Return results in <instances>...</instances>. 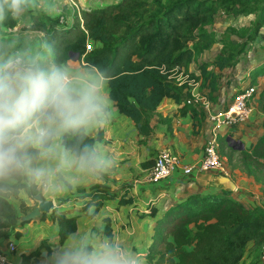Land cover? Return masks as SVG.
<instances>
[{"label": "trees", "instance_id": "1", "mask_svg": "<svg viewBox=\"0 0 264 264\" xmlns=\"http://www.w3.org/2000/svg\"><path fill=\"white\" fill-rule=\"evenodd\" d=\"M223 5L231 13L256 15L252 27L231 28L242 40L224 34L221 38L222 50L207 68L206 62L198 64L199 74L188 71L190 78L202 79L203 86L209 87V98L218 88L219 69L234 65L250 41L255 40L264 25V0H117L103 6L82 7L72 13V22L65 24L59 15L51 16L46 11L32 7L27 10L29 21L25 29L43 33L46 42L38 57L41 64L49 62L62 66L77 57L85 67H100L109 75V95L117 109L133 119L138 131L149 135L152 130L151 115L164 96L172 97L179 103L178 112H190L195 119L199 110L186 97V82L179 84L172 76L176 68L188 69L194 57L214 44L217 39L203 27L214 21L215 13ZM16 16L5 12L0 24L15 26ZM94 46L88 50L87 43ZM6 55L5 62L10 59ZM13 56L16 53L13 52ZM264 75V60L253 66L250 79L253 83ZM96 137L87 131L69 134L65 143L69 147L94 146ZM228 133L218 134L217 139L227 140ZM229 143V142H228ZM220 155L229 165L239 167L247 174L264 183V135L255 143L238 151V158L230 144ZM35 156V150H30ZM37 160H34L35 164ZM153 160L143 162L151 166ZM25 175L0 181V236L21 235L20 230H12L20 221L10 195L17 196L21 188L28 195L37 193V185ZM14 181H10V180ZM69 185V183H68ZM90 199L84 207L94 204L99 208L104 199L115 197L119 190L111 192L106 187L94 185L90 189ZM230 190L205 194L190 193L184 199L166 207L154 226L152 241L145 253L146 264H238L248 241L259 247L264 242V206L245 207L230 195ZM264 192V191H263ZM132 201L131 197L119 202ZM34 204L28 205L21 199L19 209L27 212ZM76 215H66L54 207L50 213H42L41 219L49 218L58 222L59 242H63L76 230ZM104 232L112 236L109 224ZM43 239L32 250L23 253L20 264H34L38 261L40 249L51 247ZM260 263V260H258Z\"/></svg>", "mask_w": 264, "mask_h": 264}, {"label": "crops", "instance_id": "2", "mask_svg": "<svg viewBox=\"0 0 264 264\" xmlns=\"http://www.w3.org/2000/svg\"><path fill=\"white\" fill-rule=\"evenodd\" d=\"M77 1L85 5L103 6L117 0ZM62 66L76 73L95 70L93 67L83 66L81 61L73 56ZM260 77H258L257 85H260ZM107 91L109 93V87ZM256 96L258 97V92ZM255 99L252 111L243 120L244 122L242 121L241 129L237 134L239 137L237 139L243 141L244 148L249 147L256 142L258 137L264 135V111L259 109L258 101ZM178 107L179 103L172 97L164 96L150 118L153 130L149 135H145L138 131L133 119L117 109L114 100L111 99L109 122L103 127L88 129L87 132L94 137L99 131L101 132L100 137L95 140L94 147L110 155L114 160V167L98 181L85 177L73 179L70 178L71 174H68V177L61 180L62 189L55 194L51 190L46 191L44 188L37 187L44 197L54 200V207L58 212L77 216L76 230L63 243L69 242L71 236L80 233L108 236L104 228L106 224H109L111 237L124 241L145 257L148 245L152 241L155 223L166 207L184 199L190 193L205 194L225 189L219 182L220 175H226L232 180L234 187L228 189L231 191L230 195L245 207L264 206V183L239 167L232 168L224 157L223 169H198L204 142L211 131L210 124L205 121L202 127L200 129L196 127L193 133V118L190 112L180 114ZM226 132L228 133L225 131L221 134ZM228 136H230L229 133ZM165 149L176 152L181 164L192 165L194 172L187 176L181 170H177L166 182L152 181L150 166H144L143 162L154 160L155 156ZM38 162L37 160L36 163ZM28 178L26 176L23 180L26 181ZM94 185L106 187L111 192L120 190L115 197L104 199L99 208L95 210L94 204L83 206L90 199L91 196L88 194ZM127 197H131L132 201L119 202L121 198ZM21 199L28 205L36 204L24 188L19 190L17 196L10 195L9 200L19 215L23 214L19 209ZM12 230H20L21 235L19 237L14 234L0 236V248L3 250L7 249L6 237L13 238L16 242V251L7 253L12 264H20L23 253L34 249L43 239L47 240L46 243L50 247L59 241L58 222L49 218L41 219L37 216L17 224ZM252 244V241L246 243L238 264L250 263ZM45 250H47L46 246L40 249L38 261L34 264H40L41 254Z\"/></svg>", "mask_w": 264, "mask_h": 264}, {"label": "clouds", "instance_id": "3", "mask_svg": "<svg viewBox=\"0 0 264 264\" xmlns=\"http://www.w3.org/2000/svg\"><path fill=\"white\" fill-rule=\"evenodd\" d=\"M27 2L0 0V19L6 11L21 14ZM109 75L100 67L76 73L22 57L0 62V181L25 175L55 194L68 174L98 181L108 173L110 155L88 144L69 147L65 137L109 122ZM40 264H145V257L122 240L80 233L52 244Z\"/></svg>", "mask_w": 264, "mask_h": 264}, {"label": "rangeland", "instance_id": "4", "mask_svg": "<svg viewBox=\"0 0 264 264\" xmlns=\"http://www.w3.org/2000/svg\"><path fill=\"white\" fill-rule=\"evenodd\" d=\"M162 1L165 4L167 0ZM89 6L93 5L81 4L77 0H28L25 10L21 14L15 15L17 19V23L15 26H7L6 24H0V62L6 59V55L8 53H10V58L22 57L25 60H29L39 64H41V57L45 59L48 58V53L44 54L41 57H38V54L41 52V49L45 48L46 45L43 33L38 30L23 28V25L27 24L29 21L27 10H29L30 8L35 7L42 9L51 16L59 15L61 22H64L65 24H70L72 22L71 16L74 11H78L82 7ZM226 9L227 7L221 5L215 13L214 21L203 27L207 31L212 32L215 35L217 41L212 44L209 48L196 55L193 61L190 63L188 69L181 68V75L188 74V71H193L196 74H199L200 71L198 68V64L201 62H206L208 64L207 68H212L211 62L214 56L220 53L222 50L221 38L224 36V34H229V37L231 38L242 40V37L232 31L231 28L237 29L241 26H253L252 22L256 18L255 14L238 13L234 15ZM13 52L16 53V56H13ZM263 60L264 25L260 28V31L258 32L255 40H252L249 44H247L246 49L240 55L238 61L234 65L226 66L223 69H218L216 71L218 88L213 92L212 99L209 98L207 94V92L209 91V87L203 86L201 78L196 79L187 77L190 78V84H188L187 86L195 88V91L200 96H205L210 101V110L212 112L223 110L229 102L230 95L233 92L232 88L234 86H238L239 84L244 85L249 80L248 74H251V69L253 68V66L257 65ZM49 64L51 63L46 62L42 65L47 66ZM259 82L260 85L256 84L258 91V97L256 96V99L258 101L259 109L261 111H264L263 76L260 77ZM256 83H258V78ZM197 109L199 110V114L198 117L195 119V128L199 127L200 129L205 121L210 122V118L201 106H198ZM242 121L243 120L235 122L230 126H222L220 128L222 130L221 133L228 131L230 136L236 139L239 138L237 134L238 131L241 129L242 123L244 122ZM228 144L229 143L226 141V137L223 138L222 142L219 141V143L217 139L218 152L220 153L221 151L222 153L223 150L225 151L229 147ZM238 156L239 155L237 150V152H235L234 157L238 158ZM250 256L252 257V259L250 260L249 264H260L258 263V260H260L259 247H256L254 246V244H252L250 249Z\"/></svg>", "mask_w": 264, "mask_h": 264}, {"label": "built area", "instance_id": "5", "mask_svg": "<svg viewBox=\"0 0 264 264\" xmlns=\"http://www.w3.org/2000/svg\"><path fill=\"white\" fill-rule=\"evenodd\" d=\"M79 11V10H78ZM94 44L89 41L86 45L88 50L92 49ZM181 68L176 67L172 71V76L179 84L186 82L190 84L188 75H181ZM249 80L244 85L234 86L230 95L227 106L220 111L212 112L210 110V101L205 96H200L195 88L186 86L185 90L190 91V95L186 97V102L193 104L195 107L201 106L210 118V134L206 138L203 146V154L198 165L199 170L223 169L224 159L217 150V135L220 133L222 126H230L235 122L244 120L253 109V101L257 94L256 83H253L248 74ZM181 170L185 175H191L194 172L192 165H183L180 162L179 155L169 149L161 150L155 156L150 166V178L154 182H166L172 177L173 173ZM6 250L0 248V264H12L8 259V252L16 251V242L13 238H5ZM260 264H264V242L260 248Z\"/></svg>", "mask_w": 264, "mask_h": 264}, {"label": "water", "instance_id": "6", "mask_svg": "<svg viewBox=\"0 0 264 264\" xmlns=\"http://www.w3.org/2000/svg\"><path fill=\"white\" fill-rule=\"evenodd\" d=\"M73 58H76V56L73 55ZM227 138L233 149L239 150L244 148L242 140L234 139L231 136H228ZM219 182H221L222 187L225 189H232L234 187L232 180L226 175H220ZM32 198L36 204L33 205L30 210L20 215V221L22 222L29 221L37 216H40L42 213H50L55 205L54 200L44 197L41 191L33 194Z\"/></svg>", "mask_w": 264, "mask_h": 264}]
</instances>
